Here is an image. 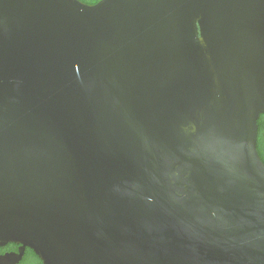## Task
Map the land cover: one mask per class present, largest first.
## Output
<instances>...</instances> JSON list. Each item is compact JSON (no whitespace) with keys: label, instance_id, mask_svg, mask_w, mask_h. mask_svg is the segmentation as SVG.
<instances>
[{"label":"water","instance_id":"1","mask_svg":"<svg viewBox=\"0 0 264 264\" xmlns=\"http://www.w3.org/2000/svg\"><path fill=\"white\" fill-rule=\"evenodd\" d=\"M263 113L264 0H0V245L264 264Z\"/></svg>","mask_w":264,"mask_h":264},{"label":"flooded vegetation","instance_id":"2","mask_svg":"<svg viewBox=\"0 0 264 264\" xmlns=\"http://www.w3.org/2000/svg\"><path fill=\"white\" fill-rule=\"evenodd\" d=\"M258 126L257 150L264 163V113L258 120ZM6 257L16 258L17 262L14 264H45L32 248L16 243L0 245V258Z\"/></svg>","mask_w":264,"mask_h":264},{"label":"trees","instance_id":"3","mask_svg":"<svg viewBox=\"0 0 264 264\" xmlns=\"http://www.w3.org/2000/svg\"><path fill=\"white\" fill-rule=\"evenodd\" d=\"M80 1L89 5H94L97 4L100 0H80Z\"/></svg>","mask_w":264,"mask_h":264}]
</instances>
